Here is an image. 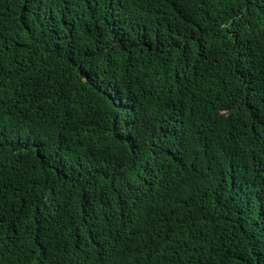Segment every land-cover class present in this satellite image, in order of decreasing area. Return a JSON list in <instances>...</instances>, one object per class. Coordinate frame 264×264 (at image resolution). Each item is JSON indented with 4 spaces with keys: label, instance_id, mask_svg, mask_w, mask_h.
<instances>
[{
    "label": "trees",
    "instance_id": "trees-1",
    "mask_svg": "<svg viewBox=\"0 0 264 264\" xmlns=\"http://www.w3.org/2000/svg\"><path fill=\"white\" fill-rule=\"evenodd\" d=\"M0 264H264V0H0Z\"/></svg>",
    "mask_w": 264,
    "mask_h": 264
}]
</instances>
